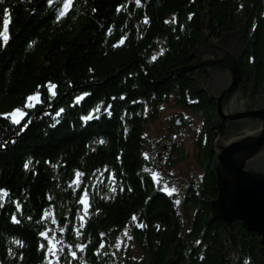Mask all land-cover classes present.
<instances>
[{"label": "trees", "instance_id": "trees-1", "mask_svg": "<svg viewBox=\"0 0 264 264\" xmlns=\"http://www.w3.org/2000/svg\"><path fill=\"white\" fill-rule=\"evenodd\" d=\"M64 3L0 0V264H264L256 234L209 221L224 127L213 128L215 105L194 93L193 73L172 74L203 36L244 26L240 87L258 90L264 0ZM169 101L201 120L190 153L171 140L181 115L151 142L147 126ZM189 156L201 176L178 203L153 167Z\"/></svg>", "mask_w": 264, "mask_h": 264}, {"label": "water", "instance_id": "water-1", "mask_svg": "<svg viewBox=\"0 0 264 264\" xmlns=\"http://www.w3.org/2000/svg\"><path fill=\"white\" fill-rule=\"evenodd\" d=\"M245 27L212 42L203 36L194 62L172 74L193 73V90L215 105L212 125L224 127L213 142L211 173L216 197L207 200L209 221L231 233L238 222L259 237L264 252V79L241 89ZM176 125H181L176 120Z\"/></svg>", "mask_w": 264, "mask_h": 264}, {"label": "rangeland", "instance_id": "rangeland-1", "mask_svg": "<svg viewBox=\"0 0 264 264\" xmlns=\"http://www.w3.org/2000/svg\"><path fill=\"white\" fill-rule=\"evenodd\" d=\"M6 41V34H2L0 37V44L3 45ZM180 115L187 121L184 126L185 129H181L179 125L177 132L171 135V140L178 147L190 153L192 151L191 144L194 141L197 131L200 129L201 120L197 116L190 115L180 110L172 101L161 104L159 106V115L157 119L148 124L147 127L151 142L153 144L163 143L169 135L172 119L175 121ZM17 119L20 120L21 118L17 117ZM153 171V178L161 185L163 192L169 193L178 199L181 196L183 188L196 178L198 167L192 162L189 156L186 160L179 161L174 165L173 163H167V159H163L161 160V168L158 170L153 167ZM177 201L179 203V200ZM123 235H127V229L124 230ZM122 241L123 240H121V242Z\"/></svg>", "mask_w": 264, "mask_h": 264}, {"label": "snow or ice", "instance_id": "snow-or-ice-1", "mask_svg": "<svg viewBox=\"0 0 264 264\" xmlns=\"http://www.w3.org/2000/svg\"><path fill=\"white\" fill-rule=\"evenodd\" d=\"M51 2H52V0H49V3H51ZM70 3H71V0H65V3H64L65 10L69 7ZM63 14H64V12L62 11L61 12V15H63ZM28 100L29 101L33 100V97L32 96H29L28 97ZM28 107H32V105L29 104ZM11 115H12V122L13 123H16V124H19L20 123V120L17 119V117L23 118L27 114L24 113V112H21L19 109H17ZM13 220H14V222H18V221H16L15 217H13ZM42 235H43V233H42Z\"/></svg>", "mask_w": 264, "mask_h": 264}, {"label": "flooded vegetation", "instance_id": "flooded-vegetation-1", "mask_svg": "<svg viewBox=\"0 0 264 264\" xmlns=\"http://www.w3.org/2000/svg\"><path fill=\"white\" fill-rule=\"evenodd\" d=\"M184 129H185V127H183ZM165 159V158H164ZM201 176V173H200V170L198 169V172L196 173V177H200ZM192 182H193V180H192ZM191 182V183H192ZM167 195H171V194H169V193H166ZM181 197V196H180ZM180 197L177 199V200H179L180 199Z\"/></svg>", "mask_w": 264, "mask_h": 264}]
</instances>
